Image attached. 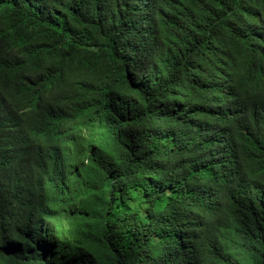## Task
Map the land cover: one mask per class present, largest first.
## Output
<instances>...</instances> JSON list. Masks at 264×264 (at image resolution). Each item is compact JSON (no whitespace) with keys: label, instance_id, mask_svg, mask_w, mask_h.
<instances>
[{"label":"trees","instance_id":"obj_1","mask_svg":"<svg viewBox=\"0 0 264 264\" xmlns=\"http://www.w3.org/2000/svg\"><path fill=\"white\" fill-rule=\"evenodd\" d=\"M0 264H264V0H0Z\"/></svg>","mask_w":264,"mask_h":264},{"label":"rangeland","instance_id":"obj_2","mask_svg":"<svg viewBox=\"0 0 264 264\" xmlns=\"http://www.w3.org/2000/svg\"><path fill=\"white\" fill-rule=\"evenodd\" d=\"M62 222H63V223H61V225H62L61 229H62L64 232H67V233H68V231H69L70 229L68 228V225H67L66 219H65V218L62 219Z\"/></svg>","mask_w":264,"mask_h":264}]
</instances>
